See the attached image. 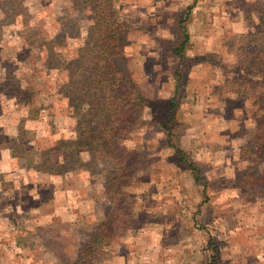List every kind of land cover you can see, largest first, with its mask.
I'll use <instances>...</instances> for the list:
<instances>
[{
  "label": "rangeland",
  "instance_id": "rangeland-1",
  "mask_svg": "<svg viewBox=\"0 0 264 264\" xmlns=\"http://www.w3.org/2000/svg\"><path fill=\"white\" fill-rule=\"evenodd\" d=\"M229 1L253 30L224 33V45L200 57L189 49L199 67L213 68L203 78L201 68L187 73L168 122L176 61L164 39L178 35L171 23L161 30L136 25L128 7L138 0H0V161L10 155L49 181L42 195L49 207L38 200L35 211L28 194L34 185L24 184L11 205L0 193V264H107L112 255L114 264L122 255L145 263L150 258H136V241L153 243L159 229L185 231L194 245L207 246V257L214 253V264H264V78L248 76L264 75V0ZM104 73L107 87L91 85ZM98 91L110 96L104 116L92 98ZM177 140L182 162L171 147ZM62 173L76 203H57V183L46 176ZM13 185L2 183L5 191L15 192ZM193 200L202 210L209 203L211 213L203 217L196 204L199 218L181 220L179 209ZM19 201L25 206L14 205ZM57 209L75 220L63 222ZM47 213L50 222L41 223ZM102 226L101 245L110 244L92 261L97 248L90 242Z\"/></svg>",
  "mask_w": 264,
  "mask_h": 264
},
{
  "label": "crops",
  "instance_id": "crops-1",
  "mask_svg": "<svg viewBox=\"0 0 264 264\" xmlns=\"http://www.w3.org/2000/svg\"><path fill=\"white\" fill-rule=\"evenodd\" d=\"M139 2H133V4L129 5L128 9L135 10L134 16H137L136 20H139L140 23H136V25L141 24V28H148L153 29L155 27L156 30H161L162 28H165V24L171 23L174 29L178 30V33L180 31V28L186 29L188 35H189V42H188V50H187V56L190 58L195 59L192 54L191 50L189 49H195V54H197V57H200L204 55L205 53L209 52L210 49H208L209 46H213L216 44L224 45V42L221 39V36L224 33L232 34L233 36H239L244 35L248 29L253 30L254 24H251L250 26L246 25L247 23L246 18L243 16L244 11L239 10L238 8H230L229 6V0H138ZM127 5V4H126ZM125 5V7H126ZM141 6V7H139ZM124 7V6H123ZM140 11L138 13L137 10ZM140 19H139V18ZM141 17H145V21L141 19ZM166 21V23H165ZM251 21V19H250ZM257 23V22H256ZM177 33L172 35L168 39H164V44H170V47L174 45L176 42ZM221 43H219V41ZM162 45V42H161ZM219 47V46H218ZM221 47V46H220ZM169 51V50H168ZM171 55V59L178 61L177 58L169 51ZM159 60V59H158ZM197 60V59H196ZM199 68L202 69L201 71V77L205 76L207 72H209L213 66L212 64H204L200 67L197 64H194V66L190 69L189 72H193L197 74L199 72ZM175 69V68H174ZM174 71V70H173ZM6 135L12 137L15 136V133H11L10 131L5 132ZM187 138L184 137L181 139L182 145L185 149L189 148ZM13 161L16 163V165H13ZM0 166L2 168L4 167V170L0 171V173L4 174V178L7 181L14 183V189L15 192L11 189L5 191L3 190L2 183L7 182L4 179H0V193L4 192L5 198L9 200L10 202H13L16 200L19 195L17 194L22 187L23 190H26L23 188V185L26 183H30L34 185V188L37 189L33 190L30 189L28 191V194L30 195L31 199V205L29 207L30 210L32 209L35 211V207L38 206L39 203L36 201L40 200L43 207H49L48 204L45 205L44 202H46L42 195L45 190H48L49 188L45 187L44 185H49V181L44 180V172L42 170H33L30 168H27L26 166H19L17 165L16 160H13L10 155L4 156V160L0 161ZM14 174V175H13ZM33 174L36 176V178L29 177L28 175ZM65 173L62 174H56L52 177L49 175L46 176L48 179H52L53 183H57V190L56 191V199L57 203L60 205L63 203V206L66 203H69V201L72 200V202L76 203L77 195H75L73 198H71L72 190H67L65 187ZM29 179L31 181H29ZM41 188V189H40ZM40 189V191L38 190ZM3 196V194H2ZM44 197V196H43ZM20 205H17V207H21V205L25 206L24 202L19 201ZM12 203H10L11 205ZM50 204V203H49ZM196 204L199 207L200 213L203 217L207 216L209 213H211V207L209 203L204 204V209L201 208V201L199 200H193L189 202L186 206H184V210L181 208L179 209V212L181 215H179L180 219L184 221H193V218H199V213H195L196 211ZM35 205V207H34ZM42 207V208H43ZM62 207V206H61ZM27 208V207H26ZM58 216L61 217L63 222H72L75 220V218L72 215H69L70 213L65 214L64 217L61 216L60 209H57L56 212H58ZM206 210H209V213L206 212ZM20 211V209H19ZM21 212V211H20ZM38 212V211H37ZM51 214V212H49ZM179 214V213H178ZM177 214V215H178ZM45 215L39 216V220L41 223H49L50 218L47 214H40ZM171 216L173 218L178 219L175 217V214L172 213H164L162 214L163 217L165 216ZM174 215V216H173ZM30 216V214L28 215ZM31 220V221H30ZM21 222H24L23 219H21ZM27 222H30L31 225H33L34 217H29L27 219ZM12 224V223H11ZM29 225V227L31 226ZM41 226V225H37ZM33 226V227H37ZM28 230V228H27ZM157 232L154 235L155 241L153 243L149 244H143L139 242V240L136 241L137 246L136 248V258H150L145 263L143 262H132L129 263L126 262V256L122 255L117 259V261H120L119 264H214L213 261H211L210 258L213 257L214 253L210 251L211 257L206 256L207 246H196L194 245V240L188 238L187 233L185 231H175V230H156ZM148 234V232H143V234L138 235L136 238H140L144 235ZM199 240V239H195ZM122 245L125 244V240L121 241ZM152 247H151V246ZM151 247V248H150ZM112 249L111 254H113L114 249L112 247H109ZM203 248L205 250L203 251ZM118 250H116V253ZM109 257V255H108ZM105 262L108 264H114L115 261L112 259H106Z\"/></svg>",
  "mask_w": 264,
  "mask_h": 264
},
{
  "label": "trees",
  "instance_id": "trees-1",
  "mask_svg": "<svg viewBox=\"0 0 264 264\" xmlns=\"http://www.w3.org/2000/svg\"><path fill=\"white\" fill-rule=\"evenodd\" d=\"M253 39L254 40L257 39V36L255 38H253ZM188 42H189V35H188L186 29L181 27L180 31H179V33H178V35L176 37V42L169 49V51L177 58L178 61L176 62V66H175L174 74H173V79L175 81V94L172 97V99L170 100L169 110H170L171 117L168 119V122L172 121L173 118H175L177 107L179 106V100H180V94H181L180 93V89H182L184 79H185L186 75H188L187 73L190 71L191 67L194 64H196V62H197L195 59L190 58L189 56H187L186 52L188 50ZM104 49H106V48L104 47ZM102 54L106 55V52L103 49H102ZM253 61L254 60H251V63ZM71 65H74V62H72ZM246 75H247L246 73H242V75H240V77H242L244 80H248V79H246ZM104 76L106 77L105 73H104L103 76L95 79L91 83V85H97L99 87V89H104V86L107 87V85H109V83H110V80L106 79L107 77L105 78ZM248 76H260L261 78H264V75H262L260 72H255L254 70L249 72ZM74 79H75V77H71L69 79V84L67 85V87L70 89L69 92L74 91V89L76 87ZM239 82L242 83V84L246 83V82H244L242 80H239ZM247 86L249 87L248 90H252L253 89V87L251 86L250 83H247ZM106 89L108 91H110L111 88L108 87ZM92 98H93V101L96 103L97 107H100V112H102V115L104 116L105 114H107V109H108V103H109L110 96H107L105 93H102V91H98V92H94L92 94ZM161 126H162L163 130L166 133V144L168 146H170L172 144L171 132H170L169 128L166 126V124L165 125L162 124ZM57 146L60 147V144L54 146L53 148H51L49 150H45V151L49 152L50 154H52L54 152H57V151L60 150V148H58ZM171 147L176 150V152L179 155V161L182 162V158L184 159L185 153L181 150V148H180V146L178 144V140L176 141V145H174V147L173 146H171ZM54 158H55V156H52L50 158V160L52 161V160H54ZM57 159H58V157H57ZM62 162H64V161H62ZM60 165H62V163H60ZM189 169L192 172L195 173V182H199L201 177H202L201 173L199 172V170L192 164H189ZM202 180H204V179H202ZM111 184H113V183H111ZM113 188L114 187H112L111 189H113ZM116 221H118V220L116 219L113 222H116ZM103 230H104V226L98 227L97 228V233L95 234L94 239H92V241L90 242V245H94L95 244L96 248H97V249H94L91 252H89V255L91 254V256H92V257L89 256L92 261L93 260L94 261H97V260L99 261L100 260L99 258L101 257L100 255L103 253V249H102L103 245L104 246H108L110 244V242L108 241V242H104L103 245H101L103 239L105 238V236H103V233L106 232V231L103 232ZM83 257H84V254L82 255V258ZM101 262H103V260Z\"/></svg>",
  "mask_w": 264,
  "mask_h": 264
}]
</instances>
